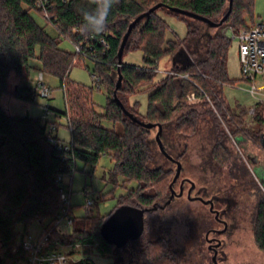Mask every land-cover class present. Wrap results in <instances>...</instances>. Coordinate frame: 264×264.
Masks as SVG:
<instances>
[{
  "label": "trees",
  "instance_id": "trees-1",
  "mask_svg": "<svg viewBox=\"0 0 264 264\" xmlns=\"http://www.w3.org/2000/svg\"><path fill=\"white\" fill-rule=\"evenodd\" d=\"M254 1L233 0L225 23L234 33L246 25L244 16L253 14ZM157 3L163 6L136 24L125 47V53L141 50L144 62L122 61L120 64L119 47L131 21ZM93 7L91 0L66 3L56 0L50 8L52 19H47L58 31V36H52L30 14L36 10L43 16L35 0H0V264H20L26 256L21 245L24 234L18 239L17 224L27 229L35 220L46 226L55 218L60 208L57 176L71 174L77 160L96 166L103 156H109L114 162L110 171L112 180L122 176L136 181L137 188L121 194L107 216L100 213L90 216L91 210L86 207L88 214L84 219L91 220V227L76 226L74 221L70 233L54 229L50 243L53 246L92 244L102 255L112 258L113 264H123L126 256H137L141 264H184L180 250L166 236L170 230L157 228L178 199L175 197L167 203L177 165L160 149L155 137L158 126H142L116 101L114 91L119 68L123 74L122 86L117 90L119 99L139 119L162 124V143L171 156L186 159L194 147L191 141L196 139V146L208 148L210 163L219 170L229 167L230 176L255 195L254 238L258 248L264 251V194L246 160L227 145L236 137L249 138L253 145L263 144V107L255 115L256 128H246L244 118L249 108H240L236 113L224 99L225 86L235 84L228 74L233 39L223 33H213L209 24L201 19L170 9L179 7L219 21L229 10L230 0H119L109 14L106 31L101 35H86L81 31V12ZM161 9L186 23L187 33L183 38H167L169 24L158 13ZM79 38L84 43L82 52L61 47L63 39ZM166 57L173 64L163 78L157 79L159 64ZM86 58L93 62L94 84L91 86L70 78L73 66L82 65ZM31 59H37L41 71L56 76L64 87L67 109L58 114L69 116L68 151H58L50 143L46 119L11 114L1 104L4 94L24 101L35 100L30 85L8 87L11 75L21 77L29 73ZM100 85L109 92L102 111L97 109L90 95L92 88ZM193 92L201 98L198 103L187 100V95ZM130 93L147 94L145 112L138 110V101L129 103L126 94ZM104 120L120 122L123 131L104 126ZM206 166L203 164L202 169H207ZM210 181L207 173L202 174V185L207 190ZM173 186L176 187V183ZM231 199L233 204L237 203L235 198ZM124 204L149 210L145 212L143 234L117 247L102 236L101 226ZM198 216L197 225H191L197 234H203L210 220L203 212ZM157 232L163 235L154 238ZM74 264L95 263L91 257H81Z\"/></svg>",
  "mask_w": 264,
  "mask_h": 264
},
{
  "label": "rangeland",
  "instance_id": "rangeland-1",
  "mask_svg": "<svg viewBox=\"0 0 264 264\" xmlns=\"http://www.w3.org/2000/svg\"><path fill=\"white\" fill-rule=\"evenodd\" d=\"M158 13L169 24L166 35L168 39L177 40L186 35L187 25L183 20L168 13L164 9L159 10ZM30 14L50 35L58 36L56 28L44 16L36 10L30 11ZM244 17L246 23H264V0H255L253 14ZM210 28L213 33H223L233 39L228 55V74L235 81V84L225 86L224 99L232 111L239 113L240 108L244 107L245 109L252 106L254 104V98L247 91V85L241 77L237 41L233 38V29L228 23H224L219 27L210 26ZM61 47L68 51H74L73 43L67 39L62 40ZM123 62L127 64H142L144 62L143 52L139 49L126 52L123 57ZM29 64V73L21 77L11 75L8 81L9 89L14 88L16 84L36 85V78L41 73V66L37 59H31ZM172 64L170 58H164L159 64L160 70L157 79L163 78L166 74L165 72L169 71ZM92 67L93 62L86 58L82 65L73 66L70 72V78L86 86H91L94 84L93 75L91 74ZM116 80L118 81L117 77ZM43 82L47 87L52 89V97L48 98L37 95L35 100L31 102L18 99L9 94H4L1 99V104L11 114L26 115L29 113V115L47 119L49 122L56 121L59 124V137L65 141H70L71 130L68 127L67 117L64 114L61 116L58 114L67 109L64 87L61 86L56 76L48 73H44ZM90 95L97 109L102 111V107L107 104L109 96L108 90L104 85H100V87L94 86ZM126 96L130 104H133L135 101L139 102V106H137L141 113L146 111L147 94L130 93L126 94ZM199 109L203 108L199 106ZM254 118L249 113L245 115L244 124L246 128H256ZM103 125L114 128L119 132L123 131V126L120 122L114 123L109 120H104ZM156 134L157 132L155 133V137ZM248 139L232 138V141L227 145L233 149L234 153H238V156L243 161L244 159L246 160L252 176L259 184L261 193L264 194V163H262L264 162V145L258 143L253 145ZM191 142L194 146L190 152L191 155L183 159V163L185 166L190 167L189 172L186 170L187 174L200 187L203 184L201 173H207L208 180L212 179L211 176H213V173L211 170L204 171L202 169V165H209L208 163L211 160L207 155V147L196 146V139H193ZM113 167L114 162L109 156H103L96 166H92L82 160H77L74 171L63 177V184L66 191H71L70 198L76 226L86 224L87 227H91V220L84 219V216L88 214L85 206L87 198L93 199L96 202L93 206L87 207L91 210L89 211L90 216H97L99 213L101 214L100 216H107L116 206L117 199L121 194L126 193L131 188H137L136 181L125 180L122 176H118L116 181L112 180L110 171ZM229 171V167L224 168V170L221 169V173L217 176V181L222 187L227 188L230 186L231 196L237 199L238 202L232 207L223 205L221 208V218L229 221V223L227 222L229 227L224 232L220 231L216 233L223 241V247L217 255L216 262L217 264H264V251L258 248L254 238L253 212L256 202L255 195L250 190L242 188L239 184L240 182L230 176ZM241 179L244 180V177ZM213 182V179L209 182L210 186H212ZM175 188L179 190V183L176 184ZM192 195H196V193ZM200 212H203L211 221V227L215 229L222 228L223 223L214 220L215 214L211 212L208 205H203L202 202L197 200L188 199L187 196L176 199L172 203L171 209L167 211L166 220L161 223L159 222V226L157 225V228L170 230V234L166 236L170 238L172 245L180 250L184 264L215 263L213 260L215 253L209 249V238L213 237L214 233L208 235L205 231L203 234H197L196 229L191 225L193 223L195 226L197 225ZM208 212L210 214H207ZM95 221L97 222L98 220L95 219ZM73 227H64V231L70 233ZM42 229L43 225L38 220L33 221L27 229H24L21 224L16 225L18 239H20L21 234L29 235L35 239ZM159 235L163 234L157 232L153 237L156 238ZM75 252V258L91 257L95 264H113L114 261L112 258L102 255L97 247L92 244H85ZM123 264H141V260L137 256H131V258L126 256Z\"/></svg>",
  "mask_w": 264,
  "mask_h": 264
},
{
  "label": "built area",
  "instance_id": "built-area-1",
  "mask_svg": "<svg viewBox=\"0 0 264 264\" xmlns=\"http://www.w3.org/2000/svg\"><path fill=\"white\" fill-rule=\"evenodd\" d=\"M61 1L66 3L70 0ZM55 2L56 0H35L36 6L42 10L43 16L48 20L52 19L50 8L54 6ZM76 31L77 29L74 30V32ZM233 38L237 41L242 80L245 81L247 91L254 98V104L249 107L248 112L255 117L260 107H263L264 113V23H246L237 33L233 34ZM70 41L73 43L76 52L83 51L84 43L80 38ZM101 42L108 47L105 39H102ZM184 76L187 77L188 75ZM43 77L44 73L41 71L39 77L36 78V85H30V93L34 97L37 95L52 97V89L46 86L43 82ZM187 100L189 103H196L201 98L193 92L187 95ZM66 117L69 123V116L66 115ZM58 128L59 124L56 121L47 122L48 139L58 151H68L70 149L69 141H65L57 135ZM63 158L65 159V156ZM64 176L62 174L57 176L60 190V208L55 218L49 224L43 226V229L35 239L29 235H23L21 245L26 251V256L21 260L20 264H74L78 261V258L74 257L76 253L71 254L70 251H77L85 244L53 246L50 243L54 229L66 232L64 227H73L75 221L70 198L71 191H66L64 187ZM94 204L95 201L93 199L87 198L86 207Z\"/></svg>",
  "mask_w": 264,
  "mask_h": 264
},
{
  "label": "water",
  "instance_id": "water-1",
  "mask_svg": "<svg viewBox=\"0 0 264 264\" xmlns=\"http://www.w3.org/2000/svg\"><path fill=\"white\" fill-rule=\"evenodd\" d=\"M232 4L233 0H230V7L227 13L219 20V21H214L211 18H208L206 16L197 14L195 12L182 9L179 7H170L171 11L188 15L194 18L201 19L209 24L211 27H219L225 23L227 18L229 17L231 11H232ZM161 6H163V3H157L156 5L152 6L150 9L147 11L141 13L138 15L135 19H133L128 27L127 32L125 33L121 45L119 47L118 51V61L121 64L123 61V56L125 53V47L128 43V39L132 33L133 28L136 26V24L144 17L148 16L155 10L159 9ZM119 77L118 81L116 84V89L114 91V97L116 101L122 106L124 112L134 121L140 123L142 126L146 128H153L155 126H158V131L156 134V139L159 143L160 149L163 151V153L169 157L170 159H174L164 148V145L162 143V140L160 138L161 132H162V124H156L152 122H146L141 119H139L137 116H135L133 113H131L129 110L125 108L121 100L119 99L117 95V90L122 86L123 82V74L119 68ZM29 113L26 114L28 116ZM264 145V139L262 141ZM181 171V163L178 161L177 163V171L174 175V178L170 184V187L172 188L173 183L176 181L178 176L180 175ZM175 195V191L173 190L171 198ZM171 198L167 201L169 203L171 201ZM205 202H210L205 201ZM156 208V206H155ZM211 209L213 210V204H211ZM149 208H139L133 205H120L118 206L109 216L108 218L104 221V223L101 226V234L102 236L106 239V241L112 245H115L117 247H123L125 244L128 243L130 240H134L139 238L145 229V212L148 211ZM216 216L218 217V211H216ZM220 244L218 242L217 246ZM217 258V251L215 252L213 256V260L215 261L214 264H217L216 262Z\"/></svg>",
  "mask_w": 264,
  "mask_h": 264
},
{
  "label": "flooded vegetation",
  "instance_id": "flooded-vegetation-1",
  "mask_svg": "<svg viewBox=\"0 0 264 264\" xmlns=\"http://www.w3.org/2000/svg\"><path fill=\"white\" fill-rule=\"evenodd\" d=\"M170 160L174 161L176 163V165H177L178 161L181 163L180 175L178 176V178L174 182L176 184L179 183V190H176V188L174 186H172L171 195H172L173 190L175 191V195L172 198L170 196L171 200L174 199L175 197L183 198V197L187 196L188 199L200 201L203 203V205H206V206L208 205L211 212H213L215 214L214 220L220 221L223 223L222 228L215 229V228L210 226L208 228V230L206 231V233L208 235L210 233H214V236L209 238L210 239L209 249L212 250L214 253L217 251V255H218L221 248L223 247V241L219 235H216V233H219L220 231L224 232L229 227V225H228L229 221L221 218V208L223 205L232 207L234 204H236V203L233 204V201L231 199L232 198L231 187L230 186H229L230 188L229 187H227V188L222 187L218 183L217 176L221 172L218 168L215 167V165L213 163H209V165L206 166L207 169H204V171H208V169H209L213 173L212 174L213 176H211V178L213 179L214 182H213L212 186H210L207 190L203 187V185L199 187L196 184V182H194L192 177L187 174V171L188 172L190 171V167L189 166L187 167L184 165L183 159H175L174 158V159H170ZM262 163H264V162H262ZM199 170H200V168H199ZM176 171H177V169H176ZM201 174H204V173H201ZM212 179H210V180H212ZM223 188H225V189H223ZM193 193H196V195H192ZM209 200H210V202H205V201H209ZM235 200H236V202H238L237 199H235ZM211 204H213V210L211 209ZM216 211H218V217L216 216ZM210 223H211V221H210ZM218 242H220V244L217 246Z\"/></svg>",
  "mask_w": 264,
  "mask_h": 264
},
{
  "label": "clouds",
  "instance_id": "clouds-1",
  "mask_svg": "<svg viewBox=\"0 0 264 264\" xmlns=\"http://www.w3.org/2000/svg\"><path fill=\"white\" fill-rule=\"evenodd\" d=\"M119 0H91L95 6L83 9L81 31L88 35H101L106 31L109 14Z\"/></svg>",
  "mask_w": 264,
  "mask_h": 264
},
{
  "label": "crops",
  "instance_id": "crops-1",
  "mask_svg": "<svg viewBox=\"0 0 264 264\" xmlns=\"http://www.w3.org/2000/svg\"><path fill=\"white\" fill-rule=\"evenodd\" d=\"M57 135L59 136L58 132H57ZM61 138V137H60ZM64 140V139H63Z\"/></svg>",
  "mask_w": 264,
  "mask_h": 264
}]
</instances>
